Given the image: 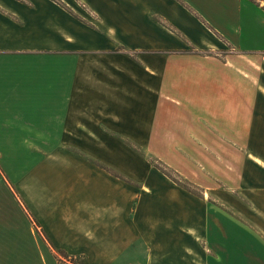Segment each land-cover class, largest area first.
<instances>
[{"label": "crops", "instance_id": "0c3cea01", "mask_svg": "<svg viewBox=\"0 0 264 264\" xmlns=\"http://www.w3.org/2000/svg\"><path fill=\"white\" fill-rule=\"evenodd\" d=\"M79 3L99 18L97 25L78 23L86 21ZM200 4L203 17L189 0H0L2 58L30 57L48 48L50 38L57 45L48 52L57 58L56 74L43 70L48 101L21 98L31 87L25 74L14 88L0 90L1 114L7 112V119L0 115V137L31 132L17 127L15 110L32 114L39 105L59 138L94 140L92 146L79 142L72 158H58L61 191L66 173L74 174L72 200L46 194L42 179L40 195L26 196L29 222L36 220L45 242L3 238L0 248L14 255L0 264H50V249L82 257L83 264H264V227H244L246 235H261L260 243L234 238L227 258L224 219L246 215L234 206L226 215L219 206L213 216L207 198L166 175L145 178V163L133 168L128 162L129 140L223 202L224 187L232 189L234 203L244 196L264 202V0ZM71 57L88 58V69L78 63L67 70ZM5 226L13 233L1 220L0 239ZM28 234L33 237L32 228ZM205 240L215 255L207 254Z\"/></svg>", "mask_w": 264, "mask_h": 264}, {"label": "rangeland", "instance_id": "374dc122", "mask_svg": "<svg viewBox=\"0 0 264 264\" xmlns=\"http://www.w3.org/2000/svg\"><path fill=\"white\" fill-rule=\"evenodd\" d=\"M189 1H191V3L195 7H197L198 13L200 14V16H202L200 0H189ZM78 7L82 16L86 17V21L85 20L81 21L82 17H80L79 14L78 16L75 15V17H77V19L81 21L78 22L79 24L86 27H93L91 23H94L95 25L99 23V18L97 16H94L92 11L88 10L85 4L79 3ZM51 25L53 24H50V33L54 34L53 30H56V28L52 27ZM56 48L57 45L55 40L50 38V44L48 45V48H43V49L40 48L39 50H42V52L31 53L30 57H28L27 54H16L17 57L11 59L2 58L0 56V90H3L4 88L8 89L10 87L14 88L15 81L19 79H23L22 76L25 74V79L27 80L28 83H31V87H25L24 89H22L21 98L22 97L31 98V100L27 99L29 103L37 99H40V97H42L41 99H43L44 101H48V99H50L49 93L43 90V84H46L48 82V79H47V74L43 73V70L55 73L57 58L54 53L48 55V52H50L51 50H57ZM66 48L69 49V47L67 46ZM73 60H75L74 64H73L74 62ZM65 61H66V67L68 68L66 69L69 71H72L73 68L76 67V64L78 63L80 68L83 70L88 69L89 67V63H88L89 60L86 57H82L79 59H77L76 57L73 59L71 57L66 59ZM14 64L16 65V68L17 66L18 67L25 66L26 69L23 70H28V71L23 72L20 71L21 69L19 68L18 70H16ZM43 76L45 78H42ZM68 78H72V76H69ZM52 93L54 94L55 92ZM2 94L6 95V96H2V98H6L7 100L9 99L7 91L2 92ZM16 109H17L15 110V112H17L16 120H18L17 127L20 129H31L32 131L28 133H20V132L2 133L1 134L2 136L0 137V217L3 222L4 221H6V223L10 222V224H12L13 226L11 227L13 228V233L9 234L8 233L9 228L6 226L4 229L1 230V232L4 233L2 234L1 237L2 239H0V242L2 243L7 242L3 239L5 238V239H9L8 241H15L17 243L19 242V240L26 241L27 243L28 242L41 243V242H45V239L42 237L41 231L38 228L39 224L36 222L35 219H33V222L30 221L31 223L29 222V218L31 217L29 214L31 212L32 204L26 203L25 200L26 196L28 195L29 201L30 200L33 201L34 200L33 197H35L36 194L40 195L41 191L38 180L42 179L44 180L45 183L43 187V191L46 194L49 193L51 197H55V198L57 196L58 197L62 196L69 200H72L73 197L71 191V184L74 174L70 172L66 173L65 176L67 178L62 180L64 184V189L61 191L62 184H60V178L58 177L56 170V164L59 160L58 158L62 157L60 156V154H64V155L66 154L67 156L69 155L72 158L73 153H78L80 151L77 146L79 142L85 143L88 146L89 145L92 146L94 144V140L59 138L57 136V132L48 130L47 124L44 123V120H46V115L42 114L43 108L40 107L39 105H34L32 107L31 110L32 114H27L28 112H26L24 108L21 106H17ZM3 110L4 108L0 107V115L3 116V120H4V117L5 118L7 117V112L4 111L6 113L3 115L1 114ZM49 110L50 111L52 110V114H49V116L52 115L51 118H54L56 114V108L50 107ZM127 144L129 148L128 162L130 164V167L135 168L137 165H140L141 163H145V168H148L146 169V171H144L145 178L151 177L152 179H156L158 176L166 175L168 179H171L173 182H176L179 186L186 189L193 195L199 198H203V200L207 198V202H209L208 205L210 206V209L212 211L211 213L213 216H216L217 214L216 209L219 211L222 210L220 208L218 209L219 206H223V208H225L226 215L228 214V211L232 213V208L234 206L235 209L241 212L242 215L247 216L246 219L243 218L233 219L228 217L224 219V223H225L224 226L226 228L225 236H226V240L228 239V241L225 242L226 244H224L225 253H226L225 256L227 258H232V257H231V251L228 250L229 248H227L228 246L226 245H228L227 243H232V240L234 238L238 240L241 237V241L244 242V241H248V239H250L251 237L252 240L256 238L255 241L256 243L259 242L257 240L258 237H262L261 235L249 236L246 235L243 230L244 227L245 228L258 227V226L264 227L263 200L254 202L249 198V196H244V197H240L241 201H238V203L236 201L237 198H235V203H234L232 197V193H233L232 189H230L229 187H224L226 190L225 191L226 201L223 202L219 198H217L215 191L213 190H211V192L207 191L209 189L201 188L198 186L196 187L192 185L190 182L186 181L181 174L170 169L168 165L165 164L158 156L152 154L150 148L148 149L145 146L138 145L136 142L129 140L127 141ZM98 162L99 161H97L96 163ZM42 164L45 166L47 165V167H45L44 170L42 168ZM109 171L114 175V177L115 176L121 177L119 176L120 174H117L116 171L114 170L111 171L110 169ZM128 182L133 186L136 185L133 184L131 180H129ZM219 189L221 190L222 188ZM246 190L248 189L246 188ZM205 192H210L209 196L207 195L206 197ZM236 195H238V192H236ZM252 198L255 199L254 196ZM59 201L60 199H58V202ZM248 216H250L251 218H249ZM31 228L33 231V237L32 235L28 234V231ZM238 228H242L241 232L238 231ZM5 229L7 231H3ZM21 231L22 234H19V232ZM14 232L16 234H14ZM213 240H211L210 242H212ZM207 243L208 242L206 240L203 241V248L208 250L206 252H208L207 254H209L210 256L215 255L214 254L215 251L213 252L211 250V247L208 246ZM214 244L216 245V242H214ZM14 253L24 254L25 252L15 251ZM34 253L36 256L37 252ZM58 253L62 256V258L58 256L59 255ZM13 255L14 254L12 253V250L9 251L7 248L1 245L0 259L8 260L9 258H12ZM145 255H146V250L144 251V256ZM16 256L19 259L24 258L23 255H21L22 257L18 255ZM48 260L50 264H83L82 257H78L75 259L73 258V256L70 257V255L67 252L64 251L53 252V250L51 249L49 251ZM32 263L37 264L33 261Z\"/></svg>", "mask_w": 264, "mask_h": 264}]
</instances>
